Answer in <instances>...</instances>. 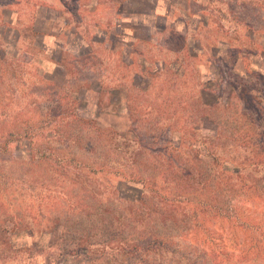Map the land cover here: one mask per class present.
<instances>
[{
	"label": "rangeland",
	"instance_id": "374dc122",
	"mask_svg": "<svg viewBox=\"0 0 264 264\" xmlns=\"http://www.w3.org/2000/svg\"><path fill=\"white\" fill-rule=\"evenodd\" d=\"M0 75V90L13 99L0 109V143L8 147L0 155V249L7 253L0 264L52 257L36 250L57 242L68 184L56 179L53 199L17 182L33 152L6 127L17 132L55 106L112 130L116 140L138 138L160 153L157 162L199 149L201 162L213 153L255 175L254 164L264 163V0H0ZM52 126L38 137L45 146L58 145ZM146 167L91 175L88 190L101 203L133 200L148 189L123 175L141 174L151 186ZM258 241L264 247V197L249 192L221 217L201 213L188 232L122 264H240L254 257ZM84 255L55 262L79 264Z\"/></svg>",
	"mask_w": 264,
	"mask_h": 264
},
{
	"label": "trees",
	"instance_id": "16d2710c",
	"mask_svg": "<svg viewBox=\"0 0 264 264\" xmlns=\"http://www.w3.org/2000/svg\"><path fill=\"white\" fill-rule=\"evenodd\" d=\"M3 80V75H0V85ZM8 82L11 83L10 78ZM12 104L9 91L0 90V109H9ZM23 111V107L19 109L17 117ZM40 118L43 120L37 123H22L17 127V132L6 127V132L7 136L28 140L33 152L22 171H19L20 175H16L19 176L17 182L21 180L30 187L35 186L36 192L45 193L53 199L58 198V195H52L56 190L55 180L61 177L68 184L63 195L69 198L57 242L53 247L36 250L38 255L45 254V259L49 258L48 254L52 255L47 262L49 264H56L55 261L61 257L81 253L85 255L79 264H122L124 258L131 254L139 253L141 256L167 244L175 236L188 232L201 213L211 218L221 217L239 196L252 192L264 197L263 162L254 164L255 168L260 169L259 175L241 170L233 164V160L227 161L226 157H221L218 162L216 159L219 156L213 153H207L201 162L199 149L189 159L180 161L179 155L175 154L157 162L156 152L142 146L141 141H135L138 138L133 140L119 136L120 140H116L112 130L99 127L95 121L77 118L73 111L64 109L63 105L49 109ZM4 119L1 124L5 123ZM55 120L59 122L58 126ZM47 125H53L54 135L51 137L59 136L53 139L59 147L52 143L45 146L46 143L39 140V135L49 129ZM38 141L41 143L34 145ZM7 148V145L2 147L0 143V155ZM72 153L82 157L71 158ZM208 156L213 157L212 161ZM73 161L76 163L72 164ZM141 162L147 163V170L154 172L151 186L134 168L130 172L139 174L136 178L126 175L123 178L140 182L148 189L147 193L133 200L119 198L120 202L106 204L99 202L96 191L88 190L91 175H101L105 171L126 174L131 166ZM16 169L11 168L12 172ZM1 174L4 179L7 178L6 172ZM0 206L4 204L0 203ZM13 216L17 222L21 221L18 214ZM0 241H5L4 231H0ZM256 243L254 257L244 255L240 258V264H264L263 243ZM6 258V251L0 249V260Z\"/></svg>",
	"mask_w": 264,
	"mask_h": 264
}]
</instances>
